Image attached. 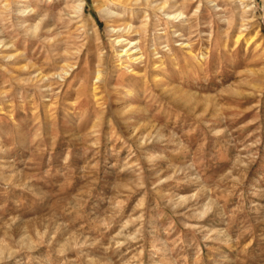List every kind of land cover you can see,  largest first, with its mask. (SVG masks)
<instances>
[{
    "label": "rangeland",
    "instance_id": "374dc122",
    "mask_svg": "<svg viewBox=\"0 0 264 264\" xmlns=\"http://www.w3.org/2000/svg\"><path fill=\"white\" fill-rule=\"evenodd\" d=\"M20 3L0 264H264V0Z\"/></svg>",
    "mask_w": 264,
    "mask_h": 264
},
{
    "label": "bare ground",
    "instance_id": "6f19581e",
    "mask_svg": "<svg viewBox=\"0 0 264 264\" xmlns=\"http://www.w3.org/2000/svg\"><path fill=\"white\" fill-rule=\"evenodd\" d=\"M8 1V0H7ZM22 1L23 0H19V3L21 2L22 3ZM244 1V0H243ZM8 3V2H7ZM20 3V5L19 6H22V4ZM103 5L101 4L100 5V8L103 10V11H105L106 12V14L108 13V14H110L111 12L109 11V10H107V9H105V8H103L102 7ZM79 8L81 9L82 7L79 5ZM29 9V8H28ZM27 9V10H28ZM27 10H25V9H22V8H20L19 9V12H22V13H26V11ZM32 11V10H31ZM75 11H77L76 9H75ZM113 13V12H112ZM183 14V13H182ZM172 17H175V15H172V14H169L168 15V18H172ZM35 27V26H34ZM38 29V28H37ZM31 32V31H30ZM34 32V31H33ZM36 32H37V30H36ZM124 40L123 39H117V43H122ZM2 43V42H1ZM128 44H130V47H125V48H123L122 49V53L123 54H126V55H128L129 56V58L132 60H138L139 58L141 59V56H139V48H137V44H134V43H132V41H129L128 42ZM133 44H134V46H133ZM98 73V72H97ZM59 75V74H58ZM100 75V74H99ZM51 76V75H50ZM41 77V76H40ZM47 77H49V76H47ZM42 78V77H41Z\"/></svg>",
    "mask_w": 264,
    "mask_h": 264
}]
</instances>
